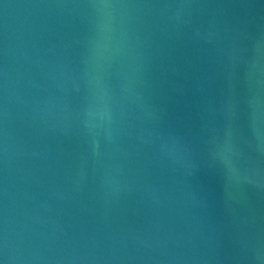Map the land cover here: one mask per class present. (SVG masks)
I'll return each instance as SVG.
<instances>
[{
  "label": "water",
  "instance_id": "1",
  "mask_svg": "<svg viewBox=\"0 0 264 264\" xmlns=\"http://www.w3.org/2000/svg\"><path fill=\"white\" fill-rule=\"evenodd\" d=\"M0 264H264V0H0Z\"/></svg>",
  "mask_w": 264,
  "mask_h": 264
}]
</instances>
